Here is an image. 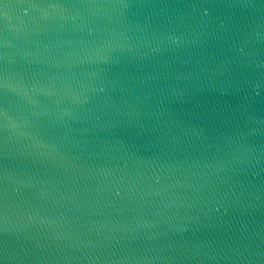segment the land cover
Listing matches in <instances>:
<instances>
[{"label":"water","instance_id":"1","mask_svg":"<svg viewBox=\"0 0 264 264\" xmlns=\"http://www.w3.org/2000/svg\"><path fill=\"white\" fill-rule=\"evenodd\" d=\"M0 264H264V0H0Z\"/></svg>","mask_w":264,"mask_h":264}]
</instances>
